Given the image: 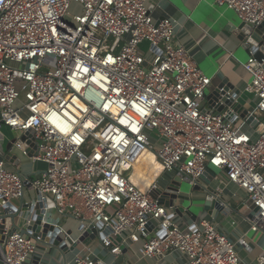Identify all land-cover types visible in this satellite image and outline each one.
<instances>
[{
  "label": "built area",
  "instance_id": "2783aa9c",
  "mask_svg": "<svg viewBox=\"0 0 264 264\" xmlns=\"http://www.w3.org/2000/svg\"><path fill=\"white\" fill-rule=\"evenodd\" d=\"M214 1L252 26L264 21V0ZM75 3L81 12L70 16ZM245 67V92L257 105L232 115L209 107L211 77L177 42L173 20L153 17L149 0H0V131L22 133L0 158V264H44L54 251L22 232L31 212L11 221L17 201L29 204L26 187L57 225L56 214L83 226L68 234L77 243L65 251L75 252L73 264H109L92 249L97 239L114 254L141 242L149 258L179 253L182 264H242L248 232L234 240L211 220L180 225L176 206L152 195L158 183L145 191L129 172L148 150L194 191L208 186V167L220 170L247 192L243 206L256 210L249 231L264 232V60L252 54ZM13 150L45 170L31 180L9 169L7 162L21 161ZM90 225L98 233L84 243L79 236ZM254 264H264V250Z\"/></svg>",
  "mask_w": 264,
  "mask_h": 264
},
{
  "label": "crops",
  "instance_id": "0c3cea01",
  "mask_svg": "<svg viewBox=\"0 0 264 264\" xmlns=\"http://www.w3.org/2000/svg\"><path fill=\"white\" fill-rule=\"evenodd\" d=\"M149 5L153 8V17L155 19L169 17L173 20L177 42L191 51L197 64L212 79L208 93L218 86L227 85L224 82L228 80L231 86L229 92L235 93L239 91V102L242 106L245 109L254 110L257 105V97L254 94L245 92L246 85L251 81V74L245 67L250 56L236 33V27L242 22L237 13L225 6H219L214 0H149ZM151 152L150 154H146L149 155L147 159H145L144 154L142 159L135 165L136 167L129 172L130 178L145 191H149L155 183L163 184L166 182L162 177L145 178V175L151 173L149 169L152 168V163L149 162V159L152 158V162H155V159L157 160L155 153ZM15 153L20 157V165L16 167L14 164L7 162L6 166L31 178V175L24 172L23 167L24 159L31 162L30 158L22 155L19 150H16ZM144 159L148 162H146V167L141 165V163L145 164L143 162ZM157 162L159 161L157 160ZM45 168L46 164L44 162L38 161L33 163L35 178ZM136 168L143 170L137 171ZM160 171L163 172L162 170ZM219 172L222 177L217 175V178L213 179L211 184L215 189L221 190V198L228 204V208L224 210L216 209L213 213L206 211L204 207L202 208L206 200V193L204 191L202 194H198L199 199L203 200L204 203L198 206L201 207L199 212L194 211L188 204L185 205L188 211L196 213V218H193L189 214L185 217L178 216L177 222L182 226H188V224L194 221L211 220L222 232L234 240L238 239L245 232H248L251 249L247 250L241 247L239 248V253L242 258V264H254L264 250V232L249 231L250 223L247 218L250 216L251 210L247 205L243 206L242 203L237 209L241 212L240 216L234 217V207L229 200L225 199L224 194L228 189H231L233 197H238V195L247 197V192L236 184L227 182L224 173L220 170ZM134 174L138 175V179L131 177ZM143 174L145 175L142 177ZM164 174L172 173L164 172ZM217 179L220 180L218 181ZM146 180L149 183L147 182L148 185H146L147 188L145 189ZM193 193L194 190L191 194ZM179 202L184 206L183 200ZM56 217L58 219L62 218ZM68 218L76 220L70 216ZM69 229L73 231L72 228ZM69 229L66 228V230ZM92 249L97 256L103 257L109 264H182L185 261V257L179 253L167 257H146L143 254L141 242L131 243L129 250L122 254H114L102 242H97V240L93 242ZM74 255L75 252H71L61 262L53 263L49 261L47 264H72Z\"/></svg>",
  "mask_w": 264,
  "mask_h": 264
},
{
  "label": "water",
  "instance_id": "95a60500",
  "mask_svg": "<svg viewBox=\"0 0 264 264\" xmlns=\"http://www.w3.org/2000/svg\"><path fill=\"white\" fill-rule=\"evenodd\" d=\"M236 33L243 42V47L246 49L249 56L254 54V56L262 62L264 60V21L257 26H252L242 21L241 24L236 27ZM224 83L227 85L223 84L207 93L209 107L212 105L218 111H223L228 108V110H230V114L234 115L235 113H240L244 116L249 109H245L239 102L240 92L230 93L229 90L231 86L229 81L226 80ZM251 120L252 119L249 121ZM255 122L253 121V123ZM23 139H25V136ZM4 140V134L0 131V158H3L4 154L1 148L4 144ZM10 146L11 143L8 144V149ZM216 176L217 174L214 169L212 167H208L205 172V176L203 177L208 183V186L203 189L206 193L204 208L206 211L211 213H213L216 209L223 210L221 202L216 199L215 188L211 184L212 180L215 179ZM165 181L166 182L163 184H157L158 186L153 190L152 195L166 206L175 205V211L180 217H184V215L186 216L189 214L192 215L193 218H196V213L188 211L185 206L178 203L183 183H186V181H183L179 176H176L173 173L167 174ZM197 189H199V186ZM24 201V199L21 201L18 212L11 215L12 223L15 225L16 219H24L26 218V215H29L31 212L32 214L29 223L22 229V232L29 235L32 234L31 232H34V236L38 237L42 242L49 246L48 251L53 248V252H55V249H58V251L63 254V257L66 258L65 251L68 247L70 245H72V247L77 245V243H74L72 238L68 235L73 234V231L69 229L66 234L62 231L61 227L55 223V221L53 222L49 219V213L44 209L46 204L41 200L39 193H37V196L28 202L29 204L27 206L25 205V208H22ZM255 211L256 210L252 211L250 216H253ZM82 227L83 226L81 225L79 229ZM97 233L98 229L95 225H90L83 234H80L79 240L84 243H89L95 238Z\"/></svg>",
  "mask_w": 264,
  "mask_h": 264
},
{
  "label": "rangeland",
  "instance_id": "374dc122",
  "mask_svg": "<svg viewBox=\"0 0 264 264\" xmlns=\"http://www.w3.org/2000/svg\"><path fill=\"white\" fill-rule=\"evenodd\" d=\"M80 12H81V5L78 4V3H75V4H73V6H72V8L70 10V16H74V15L80 13ZM140 49H141V51L144 54H147L148 51H149V44L147 42H144L141 45ZM24 86H25V82L24 81H19V82L16 83V88L19 91L21 89H23ZM1 131L4 134V139H5L4 140V144L2 146V149L5 150V151L9 150L7 146L12 140H14L17 136H21L22 135L21 132L13 131L10 127H7V126H3ZM151 133H152V140L155 141V136L154 135H157V131L153 130ZM15 151L16 150H13V153H15ZM146 154H150V152L147 151ZM146 154H145V159H147L149 157V155H146ZM145 159L143 161V162H145V164L141 163V165H144L146 167V162L147 161ZM149 160H150L149 162L152 163V168H150L149 171L151 173H153V174H151V173L149 175L143 174L142 177L144 175H145V178L146 177H154V176H156L157 178L158 177H162L165 180L167 174L166 175L164 174L165 169H164L163 165L160 162H157L156 159L154 160L155 162H152V158L149 159ZM23 167H24V172L26 174H28V175H31V180L35 179V175L33 173L34 172L33 163L24 159ZM213 169H214L215 173L218 176L222 177L220 175L219 170H217L215 168H213ZM136 170L137 171H142L143 169L136 168ZM159 170H162L163 172H161V171L159 172ZM131 177L134 178V179H138V175L137 174H134ZM217 180L219 181L220 179H217ZM147 182L148 181L146 180L145 181V189L147 188L146 185H148V183H149V182L148 183ZM192 191H193L192 185H190L188 182L183 183V187H182V190H181V193H180L181 196L178 199V203H180L179 201L183 200L184 206L188 204V206L190 208H192L194 211L199 212L201 207H198V206H200L201 204H204V203H203V200L199 199L198 194H202V192H204V190L194 191V193L191 194ZM36 196H37V192L35 190H30L29 187H26V198L27 199L31 200V199H33ZM224 197H225L226 200H229L231 202V204L233 205L234 210H235L233 212L234 213V217L240 216L241 212H239L237 209L243 202H248L247 197L246 196L244 197L243 195H238V197H233V192L231 191V189H228L226 191V193L224 194ZM20 202L21 201H17L16 203L18 205H20ZM50 206L53 207V202L52 201H50ZM203 207L204 206H202V208ZM48 213H49V219L54 222L55 220L53 219V210H49ZM54 216L56 217L57 215H54ZM58 222H59L60 226L62 228H64V229L72 228L74 237H77L79 235L78 229H79L80 223L78 222V220L76 221V220L70 219L68 217H62ZM78 223H79V225H78ZM98 240L99 239H97V242H101L100 240L99 241ZM79 246L81 247L82 244H80ZM71 258H72V256H71ZM61 260H64V257H63V254H61V252L58 251V249H55V252H53L51 254H45V256H44V264L49 263V261H52L53 263H57V262H61ZM72 264H73V262H72Z\"/></svg>",
  "mask_w": 264,
  "mask_h": 264
},
{
  "label": "bare ground",
  "instance_id": "6f19581e",
  "mask_svg": "<svg viewBox=\"0 0 264 264\" xmlns=\"http://www.w3.org/2000/svg\"><path fill=\"white\" fill-rule=\"evenodd\" d=\"M145 152H146V151H145ZM145 152H144V154H145ZM149 152H150V151H149ZM151 153H152V152H151ZM144 154H143V155H144ZM153 154H154V153H153ZM143 155H142V157H143ZM142 157H141V159H142ZM155 157H156V156H155ZM141 159H140V160H141ZM140 160H139V161H140Z\"/></svg>",
  "mask_w": 264,
  "mask_h": 264
}]
</instances>
